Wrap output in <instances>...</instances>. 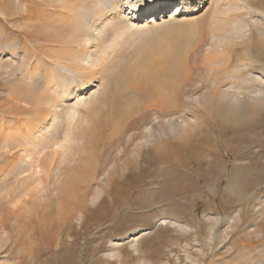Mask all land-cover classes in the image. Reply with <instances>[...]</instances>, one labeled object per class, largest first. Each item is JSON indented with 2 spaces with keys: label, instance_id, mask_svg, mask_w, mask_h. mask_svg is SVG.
Segmentation results:
<instances>
[{
  "label": "bare ground",
  "instance_id": "1",
  "mask_svg": "<svg viewBox=\"0 0 264 264\" xmlns=\"http://www.w3.org/2000/svg\"><path fill=\"white\" fill-rule=\"evenodd\" d=\"M13 4L29 15L20 26L25 35L38 29L36 38L43 37L44 55L28 42L19 52L12 40L0 53V163L8 162L0 202L12 207L31 203L40 191L79 185L85 176L97 184L91 152L116 134L130 142L117 171L129 170L128 159L140 160L149 144L165 157V128L183 134L198 119H167L166 108L197 78L203 92L190 101L200 110L241 121L264 108V0ZM35 4L41 10L31 15ZM172 4L174 11L159 18ZM145 17L163 27L148 32L140 23Z\"/></svg>",
  "mask_w": 264,
  "mask_h": 264
},
{
  "label": "rangeland",
  "instance_id": "2",
  "mask_svg": "<svg viewBox=\"0 0 264 264\" xmlns=\"http://www.w3.org/2000/svg\"><path fill=\"white\" fill-rule=\"evenodd\" d=\"M14 2L0 0V53L12 40L19 52L28 42L44 55L43 37L38 29L25 35L29 15ZM39 10L29 7L31 15ZM155 26L148 32L163 27ZM197 79L166 108L167 119H198L183 134L165 128V157L149 144L140 160L128 159L129 170L117 171L130 142L116 134L91 152L97 184L85 176L60 191L34 192L38 199L22 210L18 201L14 211L0 202V264H264V108L241 121L200 110L190 101L203 92Z\"/></svg>",
  "mask_w": 264,
  "mask_h": 264
}]
</instances>
